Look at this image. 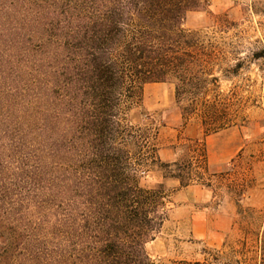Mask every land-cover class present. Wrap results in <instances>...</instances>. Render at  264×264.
Returning <instances> with one entry per match:
<instances>
[{
	"label": "trees",
	"instance_id": "16d2710c",
	"mask_svg": "<svg viewBox=\"0 0 264 264\" xmlns=\"http://www.w3.org/2000/svg\"><path fill=\"white\" fill-rule=\"evenodd\" d=\"M209 2L0 0V72L23 79L0 95V264H157L146 244L172 189L140 185L112 136L119 112L142 108L146 83L173 84L185 121L199 111L220 52L183 21ZM64 84L56 104L50 89ZM201 108L206 135L229 128L209 129L213 110ZM156 162L163 179L189 185L191 161Z\"/></svg>",
	"mask_w": 264,
	"mask_h": 264
},
{
	"label": "rangeland",
	"instance_id": "374dc122",
	"mask_svg": "<svg viewBox=\"0 0 264 264\" xmlns=\"http://www.w3.org/2000/svg\"><path fill=\"white\" fill-rule=\"evenodd\" d=\"M183 24L202 31L220 52L211 66L217 79H207L205 97L197 100L199 111L185 121L173 84L146 83L142 108L119 112L112 136L114 148L126 151L140 185L164 182L172 189L167 219L146 249L157 264H264V0H210L205 10L189 12ZM0 73L6 78L0 79V95L17 93L23 79H14V69ZM65 86L52 85L49 96L56 104L57 98L69 97ZM202 106L206 115L213 110L209 129L230 128L219 140L244 146L245 156L236 170L226 166L217 173L225 179L224 172L231 170L236 185L244 180V196L238 186L227 188V180L221 189L215 188L208 159L201 167L195 160L206 147L188 124L200 121ZM178 114L181 120H176ZM234 150L232 145L218 148L215 160L223 163L221 158ZM157 157L184 165L191 161L190 179H184L189 187L163 179ZM214 193L218 196L213 201Z\"/></svg>",
	"mask_w": 264,
	"mask_h": 264
},
{
	"label": "crops",
	"instance_id": "0c3cea01",
	"mask_svg": "<svg viewBox=\"0 0 264 264\" xmlns=\"http://www.w3.org/2000/svg\"><path fill=\"white\" fill-rule=\"evenodd\" d=\"M162 83H165V82H162ZM181 115H179V114L176 115V120H181ZM202 126L203 125L200 121L199 122H190L188 124V127H190V130L193 133V136L195 138H202L201 140H203L205 142L206 157L208 159V170H209V172H212V174H213V175H211L210 181L213 183V186L215 188H217V186H218V190H219V189H221L222 181H226V179H222L220 177V175H218L217 173H219V172L221 173L222 170H225L226 166H228L229 169L233 167V169H231V170H236L238 165L242 162V158H244V156H245V150L243 148L244 146L241 145V146H238V148H237L236 142L232 141L233 143H231V141H229V140H222V139L219 140L218 139V138H222L223 136H225L227 134V132H229L228 130L230 128L222 129V130L215 132L213 134L206 135L204 132V127L202 128ZM223 144H225V145H223ZM229 145H232L233 147H235L233 154L230 155L228 158H226V157L224 159L221 158V160L224 161L223 163L219 160H215V156L218 154L217 153L218 148H222L223 146L228 147ZM212 155H213V157H212ZM219 162H221V163H219ZM222 167H223V169H222ZM226 186H227V188H230V186L228 184ZM187 187H189V185L184 186L182 188H187ZM217 196H218L217 193H216V195L214 193L212 196V200L214 201Z\"/></svg>",
	"mask_w": 264,
	"mask_h": 264
}]
</instances>
